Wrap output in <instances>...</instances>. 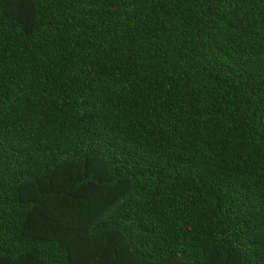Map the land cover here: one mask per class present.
I'll return each mask as SVG.
<instances>
[{
  "label": "trees",
  "instance_id": "1",
  "mask_svg": "<svg viewBox=\"0 0 264 264\" xmlns=\"http://www.w3.org/2000/svg\"><path fill=\"white\" fill-rule=\"evenodd\" d=\"M0 264H264V0H0Z\"/></svg>",
  "mask_w": 264,
  "mask_h": 264
}]
</instances>
